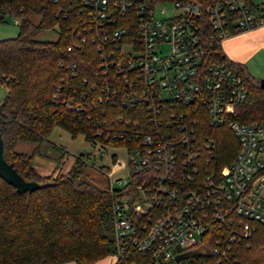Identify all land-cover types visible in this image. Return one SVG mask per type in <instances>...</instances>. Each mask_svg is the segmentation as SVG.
Listing matches in <instances>:
<instances>
[{
    "label": "built area",
    "instance_id": "2783aa9c",
    "mask_svg": "<svg viewBox=\"0 0 264 264\" xmlns=\"http://www.w3.org/2000/svg\"><path fill=\"white\" fill-rule=\"evenodd\" d=\"M80 1L89 8L82 32L97 40L98 67L103 75L117 73L103 88L117 80L120 90L112 88L111 97L132 106V118L117 114L100 125L83 111L86 102H66L95 121L101 139L87 143L98 144L99 156L108 139L124 140L110 146L121 147L125 158L111 153L112 169H101L107 186L120 188L111 201L112 262L181 264L185 259L175 255L202 247V257L241 264L233 244L246 240L254 223L264 226V118L229 121L237 149L227 163L209 167L213 140L199 135L195 114L209 125L221 122L245 97V84L227 57H207L197 29L209 24L220 44L264 24V0L254 6L245 0ZM88 155L79 153L83 161Z\"/></svg>",
    "mask_w": 264,
    "mask_h": 264
},
{
    "label": "trees",
    "instance_id": "16d2710c",
    "mask_svg": "<svg viewBox=\"0 0 264 264\" xmlns=\"http://www.w3.org/2000/svg\"><path fill=\"white\" fill-rule=\"evenodd\" d=\"M245 2L256 4V0ZM89 14L80 0H0L1 21L9 20L8 15L18 17L16 34L0 38V78L6 88L0 99L2 152L23 179L38 183L31 191L17 192L0 178V264H58L68 260L88 264L113 252L111 201L120 188L110 189L106 183L100 186L86 178L82 172L85 161L79 155L64 172L39 174L31 165L32 153L54 124L71 136L79 132L84 141L93 142L101 139L94 134V120L108 125L117 114L132 118V106H122L111 97L112 88L120 90L118 81L103 88L104 82L117 73L112 70L103 75L98 67L97 40L89 37L88 30L82 32L90 22ZM42 29L54 30L55 39L35 38ZM197 34L207 42L208 58H226L209 24L199 27ZM230 65L244 81L243 100L219 123L209 125L205 115L195 114L199 135H209L213 140L207 159L210 168L230 161L237 149L229 121L249 123L264 118V86H259V78L249 74L242 63L230 61ZM54 92L56 98L52 97ZM68 100L86 102L83 111L92 114L94 120L67 107ZM18 140L34 142L36 148L30 153L16 151ZM107 143L117 146L124 140L112 138ZM233 249L241 264H264V226L254 223L246 240L234 243ZM203 254L193 255V260L191 256L182 258L181 264H219L213 256Z\"/></svg>",
    "mask_w": 264,
    "mask_h": 264
},
{
    "label": "rangeland",
    "instance_id": "374dc122",
    "mask_svg": "<svg viewBox=\"0 0 264 264\" xmlns=\"http://www.w3.org/2000/svg\"><path fill=\"white\" fill-rule=\"evenodd\" d=\"M160 5L161 3L157 4L156 6L158 7ZM164 5L168 6L169 3H164ZM16 32H17V26L14 22H12L11 20H4V21L0 20V38L14 36ZM233 33H236V32H233ZM34 37L37 39L53 40L56 37V32L52 29H42L38 31L34 35ZM244 65L249 74L255 77H258V78L263 77L264 71L261 70L264 67L263 61L260 62V60L252 57ZM5 89H6L5 86L0 85V99L4 95ZM48 139L54 143L62 144L69 153L66 155L67 159L64 161L63 165H61L62 172L67 170L70 164H72L70 162V158H72L73 156L72 154H77V152H78V155L79 153H83V152L88 153L89 155L86 158L84 165L82 166V172L84 173L86 178H88L89 180L93 181L94 183L100 186H103L107 180L102 171L103 167L100 168L99 166L103 164V165H107L106 167H109L112 169L111 161L108 158L109 154L115 153V156L117 158L119 159L125 158L124 151L121 147H113L110 145H105L103 149L104 151L103 153L105 155L99 156V154L97 153L98 144L89 145L86 141H84L81 133L77 132L71 136L67 132V130H65L64 128L56 124H54L51 127L48 133ZM20 143L22 144V148L24 149L23 151H26L29 153L31 152L32 147H33V144H32L33 142L26 141V140H20ZM58 153H59L58 151L53 152L47 142H42L39 145L37 151L32 153L31 165H33L35 169L42 174L48 173L52 170L55 164H56L55 166H58L60 164L59 162L56 163L54 159V157L57 156ZM122 173H124L123 169L114 171L112 175L113 176L122 175ZM112 260L113 259L111 255H106L88 264H111Z\"/></svg>",
    "mask_w": 264,
    "mask_h": 264
},
{
    "label": "crops",
    "instance_id": "0c3cea01",
    "mask_svg": "<svg viewBox=\"0 0 264 264\" xmlns=\"http://www.w3.org/2000/svg\"><path fill=\"white\" fill-rule=\"evenodd\" d=\"M220 46L225 56L231 61L239 62L244 65L246 64L248 60L254 57L260 60V62L261 61L264 62V24L256 26L252 29L233 33L223 38L220 41ZM261 70L264 71V67ZM263 78H264V75H263ZM43 142H47L53 152L55 151L59 152L58 155L54 157V159L56 163L59 162L60 164L58 166H55L56 165L55 164L52 170L53 171L60 170L62 172L61 165H63L64 161L67 159L66 155L69 154L68 151L64 148L62 144L54 143L51 140H49L48 134L46 136L45 141ZM32 144H33V147H32L31 152L33 151L34 148H36L35 143L33 142ZM39 145L37 146L36 149H38ZM14 149L16 151L26 152V151H23L24 149L22 148V144L20 143V140L15 142ZM26 153H29V152H26ZM72 155H73L72 158H70L71 163L73 162L74 156L78 155V152L77 154H72ZM32 167L37 173L42 174L38 172L33 165ZM58 264H77V263L72 260H68V261L58 263Z\"/></svg>",
    "mask_w": 264,
    "mask_h": 264
},
{
    "label": "water",
    "instance_id": "95a60500",
    "mask_svg": "<svg viewBox=\"0 0 264 264\" xmlns=\"http://www.w3.org/2000/svg\"><path fill=\"white\" fill-rule=\"evenodd\" d=\"M259 86H264V78L258 79ZM0 178L5 182L12 185L17 192L31 191L38 187V183L34 180H25L23 179L12 167L10 162H7L3 156L2 152V140L0 136ZM202 247L195 249H190L185 252L179 253L174 256V260L178 261L179 259L186 258L189 256L202 254Z\"/></svg>",
    "mask_w": 264,
    "mask_h": 264
}]
</instances>
